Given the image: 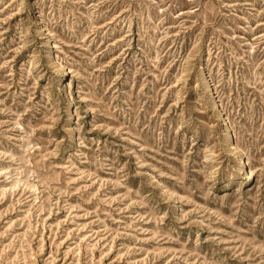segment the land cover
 Instances as JSON below:
<instances>
[{
    "label": "rangeland",
    "instance_id": "374dc122",
    "mask_svg": "<svg viewBox=\"0 0 264 264\" xmlns=\"http://www.w3.org/2000/svg\"><path fill=\"white\" fill-rule=\"evenodd\" d=\"M0 264H264V0H0Z\"/></svg>",
    "mask_w": 264,
    "mask_h": 264
}]
</instances>
